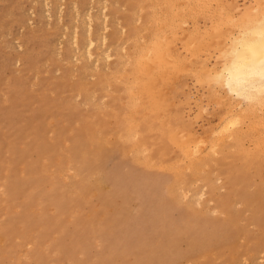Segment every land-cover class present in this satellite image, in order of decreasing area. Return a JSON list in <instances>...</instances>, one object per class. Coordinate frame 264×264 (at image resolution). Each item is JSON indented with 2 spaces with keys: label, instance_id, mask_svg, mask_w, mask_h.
I'll return each mask as SVG.
<instances>
[{
  "label": "rangeland",
  "instance_id": "obj_1",
  "mask_svg": "<svg viewBox=\"0 0 264 264\" xmlns=\"http://www.w3.org/2000/svg\"><path fill=\"white\" fill-rule=\"evenodd\" d=\"M150 3L0 0V264H264V142L226 137L218 95L193 73L172 94L206 151L198 169L143 127L124 136L118 74L149 39Z\"/></svg>",
  "mask_w": 264,
  "mask_h": 264
},
{
  "label": "bare ground",
  "instance_id": "obj_2",
  "mask_svg": "<svg viewBox=\"0 0 264 264\" xmlns=\"http://www.w3.org/2000/svg\"><path fill=\"white\" fill-rule=\"evenodd\" d=\"M149 1L152 11L147 22L141 26L149 34V39L144 40L143 35L137 33L130 61H127L128 68L122 67L118 74L124 82L131 106L130 113L119 118L126 125L124 136L136 126L143 127L159 146L158 154H163L169 145H174L179 154L188 159L189 167L198 169L200 164H204L206 160L200 153L207 155L203 153L206 151L199 152L198 147L201 146L194 145L191 125L182 119L180 106L177 107L172 98L173 92L183 91L179 75L193 73L205 92L216 94V98L219 96L221 109L215 116L224 130L230 126L226 137H231L235 146H242L244 139H254L253 143L258 147L264 142V117L258 114V110L264 109H256L264 107V0H251V5L241 4L244 3L242 0ZM159 1L164 4V11L155 9ZM236 6L242 8L233 16L231 10H237ZM229 9L232 16L227 13ZM74 10H77L76 7ZM206 16L211 21L208 27L196 30V19ZM187 19L195 25L192 31L179 27ZM212 55L215 56L214 63L222 62V67L209 72L204 69V61L207 63L206 59ZM184 100L190 103L187 98ZM199 100L194 104L203 108ZM170 106L173 107L172 115ZM178 128L186 130L185 133ZM260 128L263 136L256 142L258 132L254 133V130ZM253 135L256 136L253 138ZM172 187L173 184L166 187L168 194L173 192Z\"/></svg>",
  "mask_w": 264,
  "mask_h": 264
}]
</instances>
